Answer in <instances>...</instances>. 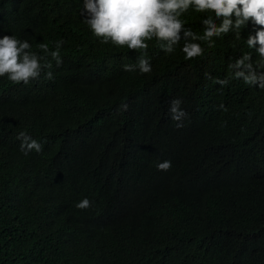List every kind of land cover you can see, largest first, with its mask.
<instances>
[{"label": "trees", "instance_id": "trees-1", "mask_svg": "<svg viewBox=\"0 0 264 264\" xmlns=\"http://www.w3.org/2000/svg\"><path fill=\"white\" fill-rule=\"evenodd\" d=\"M209 15L179 19L202 36ZM86 19L84 0H0V39L51 64L28 85L0 77V264H264V89L229 67L264 63L246 41L259 26L186 59L183 33L172 53L155 37L130 50ZM140 58L150 73L124 70ZM21 132L42 151L24 155Z\"/></svg>", "mask_w": 264, "mask_h": 264}, {"label": "clouds", "instance_id": "clouds-1", "mask_svg": "<svg viewBox=\"0 0 264 264\" xmlns=\"http://www.w3.org/2000/svg\"><path fill=\"white\" fill-rule=\"evenodd\" d=\"M194 7L196 12L214 13L215 19L211 15L202 20L204 25L203 35L197 36L191 29L184 27V23L179 17ZM84 10L87 12L85 22L89 25L93 34L102 38V43H113L130 50L147 49V40L155 37L161 43V48L172 53L174 46L181 41L183 33L184 46L182 51L186 59H193L203 54V48L199 43L192 41H208L209 46L213 45L212 37H219L221 34L236 32L237 39L240 38V29L249 22L259 26L255 30V35H249L247 45L255 49L258 56L264 61V0H84ZM217 21L220 23L217 24ZM63 41L56 42V51L51 52V56L57 62V66L62 63L59 49ZM31 45L28 41L18 40L14 36H4L0 39V77L7 75L13 83H23L28 85L32 80L40 77L42 69L51 68L50 63L41 65L35 53L29 51ZM45 53H48V45H39ZM139 68L141 73H150L152 66L146 59L140 58L137 64L124 65L125 71H135ZM229 67L234 71L236 78H242L246 84L258 86L264 89V63L256 66L252 63L251 55L245 54L236 59ZM47 78L52 79V72L47 73ZM221 85H227L228 80L214 81ZM182 101L179 99L171 102L169 111L171 118L177 122V128L183 127V119L186 117L181 108ZM121 108L127 111L128 105L122 104ZM18 139L22 141L21 152L28 155L35 150L42 151V145L21 132ZM171 162L164 161L157 164L159 171L171 169ZM78 209H88L91 202L84 198L76 204ZM166 222L161 219L160 224ZM166 233L165 226L162 229ZM166 238V237H165Z\"/></svg>", "mask_w": 264, "mask_h": 264}]
</instances>
